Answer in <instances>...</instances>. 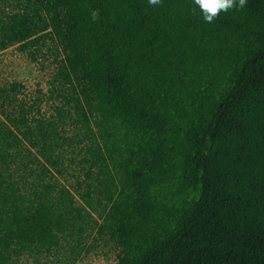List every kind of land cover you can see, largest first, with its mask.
Listing matches in <instances>:
<instances>
[{
	"label": "trees",
	"instance_id": "obj_1",
	"mask_svg": "<svg viewBox=\"0 0 264 264\" xmlns=\"http://www.w3.org/2000/svg\"><path fill=\"white\" fill-rule=\"evenodd\" d=\"M13 46L74 83L39 120L77 98L88 156L99 234L51 264H264V0L212 23L194 0H0Z\"/></svg>",
	"mask_w": 264,
	"mask_h": 264
},
{
	"label": "crops",
	"instance_id": "obj_2",
	"mask_svg": "<svg viewBox=\"0 0 264 264\" xmlns=\"http://www.w3.org/2000/svg\"><path fill=\"white\" fill-rule=\"evenodd\" d=\"M70 84L0 92V264H51L99 234L77 100L62 132L34 121L39 97Z\"/></svg>",
	"mask_w": 264,
	"mask_h": 264
},
{
	"label": "rangeland",
	"instance_id": "obj_3",
	"mask_svg": "<svg viewBox=\"0 0 264 264\" xmlns=\"http://www.w3.org/2000/svg\"><path fill=\"white\" fill-rule=\"evenodd\" d=\"M54 70L55 62L53 57H47V59L39 57V60L34 62L27 53L21 52L16 46L0 52V85H10L13 82H20L25 84L26 87L36 85L38 82L46 84L52 78ZM48 109L47 107L46 110L48 111ZM34 121L40 122L35 117ZM29 196L31 199V195ZM77 264H117V262L113 257L91 256L81 259V262Z\"/></svg>",
	"mask_w": 264,
	"mask_h": 264
},
{
	"label": "clouds",
	"instance_id": "obj_4",
	"mask_svg": "<svg viewBox=\"0 0 264 264\" xmlns=\"http://www.w3.org/2000/svg\"><path fill=\"white\" fill-rule=\"evenodd\" d=\"M150 5H158L161 0H148ZM247 0H194V4L200 9L204 20L207 23H212L221 11L227 12L232 8H244ZM91 18L96 21L100 18L99 10L91 12Z\"/></svg>",
	"mask_w": 264,
	"mask_h": 264
}]
</instances>
